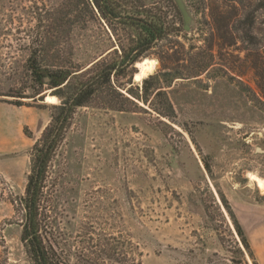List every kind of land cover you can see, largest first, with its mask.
<instances>
[{
	"label": "rangeland",
	"instance_id": "obj_1",
	"mask_svg": "<svg viewBox=\"0 0 264 264\" xmlns=\"http://www.w3.org/2000/svg\"><path fill=\"white\" fill-rule=\"evenodd\" d=\"M139 1L158 3L172 32L75 109L43 181V229L70 264H264V186L249 178H264V0H184L187 30L173 0ZM131 39L83 0H0V264H32L31 149L62 102L30 63L83 71ZM141 58L155 66L136 82Z\"/></svg>",
	"mask_w": 264,
	"mask_h": 264
},
{
	"label": "trees",
	"instance_id": "obj_2",
	"mask_svg": "<svg viewBox=\"0 0 264 264\" xmlns=\"http://www.w3.org/2000/svg\"><path fill=\"white\" fill-rule=\"evenodd\" d=\"M136 1L139 0H83L86 10L92 16L95 15L96 10V13L110 24H118L131 33L130 44L117 59L105 64L103 61L97 60L82 71V68L76 66L57 69L44 67L33 60L36 52L31 54L30 60L33 61L29 65V71L32 80L40 87L46 85L48 88H54L51 95H57L62 99L61 104L53 106L56 113L51 116L50 124L44 128L41 138L33 144L31 149V171L27 178L26 212L25 222L22 224L21 240L24 242L32 264H70L68 257L63 255L62 249L54 240L52 233L43 229L44 224L41 221L43 213L39 207L48 164L75 109L89 104L102 86L111 87L112 75L119 77L126 67L136 61L155 42L166 38L172 32L166 26L164 13L156 7L158 3H151L152 6L146 8L144 3H140V1L136 3ZM85 74L89 75L82 79ZM165 75L170 74L165 73ZM147 82L146 80L143 87L145 93L149 89ZM128 93L132 97L138 98L131 91ZM119 95L125 100L133 102L128 97L120 93ZM225 204L228 208L226 202ZM231 216L243 246L250 252L249 241L243 228L232 214ZM105 244L109 251L114 248L110 246L109 242ZM78 264L140 263L135 262L134 259L128 261L125 258L120 259L104 253L99 258L80 259Z\"/></svg>",
	"mask_w": 264,
	"mask_h": 264
},
{
	"label": "bare ground",
	"instance_id": "obj_3",
	"mask_svg": "<svg viewBox=\"0 0 264 264\" xmlns=\"http://www.w3.org/2000/svg\"><path fill=\"white\" fill-rule=\"evenodd\" d=\"M137 66L139 68L138 72L135 74V80L140 81L141 79L145 78L152 72V69L155 66V60L152 58H141L139 62H137ZM249 178L254 182V183H259L264 186V178L259 177L258 175L254 173L249 174Z\"/></svg>",
	"mask_w": 264,
	"mask_h": 264
},
{
	"label": "water",
	"instance_id": "obj_4",
	"mask_svg": "<svg viewBox=\"0 0 264 264\" xmlns=\"http://www.w3.org/2000/svg\"><path fill=\"white\" fill-rule=\"evenodd\" d=\"M175 2V5L177 7V9L179 10L182 18H183V22H184V28L187 30L189 29L190 26V21H191V16H190V12L187 9L184 0H173ZM137 68V67H136ZM138 68H137V72H138ZM134 81H138L135 80V75H134Z\"/></svg>",
	"mask_w": 264,
	"mask_h": 264
},
{
	"label": "crops",
	"instance_id": "obj_5",
	"mask_svg": "<svg viewBox=\"0 0 264 264\" xmlns=\"http://www.w3.org/2000/svg\"><path fill=\"white\" fill-rule=\"evenodd\" d=\"M0 109H3L4 111H6L8 109V104L7 103H1L0 102ZM5 123L7 124L6 120H5ZM3 125V124H1ZM6 131V130H5ZM0 132L2 133L3 132V127H1V130ZM7 134V132H6ZM2 135V134H1ZM5 137L7 138V136L5 135ZM0 138H3V136H0Z\"/></svg>",
	"mask_w": 264,
	"mask_h": 264
}]
</instances>
